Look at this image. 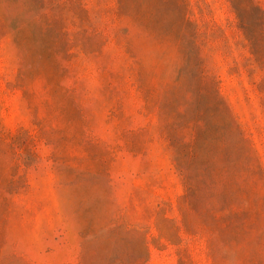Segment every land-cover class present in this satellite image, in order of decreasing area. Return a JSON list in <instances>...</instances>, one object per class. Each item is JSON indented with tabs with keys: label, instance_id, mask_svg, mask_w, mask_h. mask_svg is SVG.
Returning <instances> with one entry per match:
<instances>
[{
	"label": "rangeland",
	"instance_id": "rangeland-1",
	"mask_svg": "<svg viewBox=\"0 0 264 264\" xmlns=\"http://www.w3.org/2000/svg\"><path fill=\"white\" fill-rule=\"evenodd\" d=\"M0 264H264V0H0Z\"/></svg>",
	"mask_w": 264,
	"mask_h": 264
}]
</instances>
